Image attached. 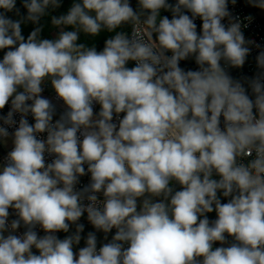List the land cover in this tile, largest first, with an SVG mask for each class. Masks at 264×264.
<instances>
[{"label": "clouds", "instance_id": "obj_1", "mask_svg": "<svg viewBox=\"0 0 264 264\" xmlns=\"http://www.w3.org/2000/svg\"><path fill=\"white\" fill-rule=\"evenodd\" d=\"M63 2L0 0V264H264V49L237 0Z\"/></svg>", "mask_w": 264, "mask_h": 264}, {"label": "built area", "instance_id": "obj_2", "mask_svg": "<svg viewBox=\"0 0 264 264\" xmlns=\"http://www.w3.org/2000/svg\"><path fill=\"white\" fill-rule=\"evenodd\" d=\"M170 2H174V0H170ZM229 10L232 12V14L234 16H238L240 18V20L247 25V27H245L243 29L244 31V35L246 39H252L254 40L256 43L261 45V49H264V18H262L259 14L258 11L250 6L247 2V0H237L236 4L233 6L231 3H229ZM170 14V13H169ZM251 18V19H246V18ZM197 25H198V31H199V25H200V21L197 20ZM103 49V48H102ZM101 49V50H102ZM261 49H256L253 48L251 54L249 55L247 62L245 64V66L242 69H230V74L236 78V79H240L244 76L247 77H251L255 74V57L258 54V52ZM183 62V61H182ZM194 63V61H193ZM195 64V63H194ZM129 67L134 66V62H130ZM42 95L46 98H49L53 101V103L56 104L57 106V115L54 116V120L59 118V114L60 112H62L63 109V105L61 101L56 100L55 98V93L52 89L48 88V85L45 86V90L42 93ZM10 106H6L3 110H0V115H6L8 110H9ZM94 111L98 112L99 111V105H95L94 106ZM123 115V114H121ZM15 119L18 121L19 120V115L15 116ZM29 123H34V120L32 119V117L29 115L28 117ZM2 123V122H0ZM9 131H13V129H9ZM41 138H46V134H41ZM12 148V146H10V148L4 152L2 154V156L0 157V165L3 164L4 162V158L7 155V152L10 151ZM52 157L47 156L46 155V162H51ZM89 182V176H84L80 178V183L77 185V189L82 188L84 185H86ZM102 198V197H101ZM10 211V217L9 220L11 219H15V214L13 212L12 209L9 210ZM79 223H82L83 225L86 226H92L88 221H87V217L86 214L84 216L81 217V220L79 221ZM25 229L23 227H21L17 234H22V232ZM38 234L39 235H43V231L37 229ZM115 233V229L112 230L111 233L108 234V240H111L112 235H114ZM58 236V238H60L61 232L56 234ZM108 242V241H106ZM105 242V243H106ZM101 246V245H99ZM98 246V247H99ZM81 246H77V248L74 251H78V249ZM33 251L35 252L36 250L33 249ZM38 254V253H37Z\"/></svg>", "mask_w": 264, "mask_h": 264}, {"label": "trees", "instance_id": "obj_3", "mask_svg": "<svg viewBox=\"0 0 264 264\" xmlns=\"http://www.w3.org/2000/svg\"><path fill=\"white\" fill-rule=\"evenodd\" d=\"M71 3V0H64L63 2V6L62 8L59 10V12H64L66 11V9L68 8V6L70 5ZM17 8L20 9V13L23 15V14H26V10L22 7V3H21V0H17V5H16ZM2 11V10H0ZM53 14H58V13H53ZM10 18L12 19H16L17 16L14 14V13H8L7 14ZM162 15H168L169 18H171V14L169 13H166V12H162ZM43 23H45L46 27H45V30L44 32L42 33V35H44L45 37H47L51 31H53L51 29V26H50V17H45L44 18V21ZM32 25L31 24H28V25H22V34L25 35V37H27V35L29 34V32L32 30ZM114 33H108V32H102L98 37H95V38H84L82 37V40H84L85 42L89 43V45L91 44H95L97 50H101L104 46V41L109 38L111 35H113ZM2 56H3V52L0 51V59H2ZM180 66L182 68H185V70H188V69H193L195 70L196 68V65L193 63L192 60H189V61H183L181 62ZM178 187V186H177ZM223 202H226L223 200ZM211 213H208L207 215H210ZM67 234L66 233H63L61 232V237L60 239H63ZM77 248V246H75L74 250Z\"/></svg>", "mask_w": 264, "mask_h": 264}, {"label": "rangeland", "instance_id": "obj_4", "mask_svg": "<svg viewBox=\"0 0 264 264\" xmlns=\"http://www.w3.org/2000/svg\"><path fill=\"white\" fill-rule=\"evenodd\" d=\"M131 3L135 7L136 0H131ZM255 9L258 11V14L262 18H264V10H260L258 8H255ZM48 88L49 89H52L51 86H50V84H48ZM10 146H12L11 140L8 141L7 146H4V145L0 144V157L2 156V154L4 152H6L10 148ZM222 202H223V200H222ZM208 218L210 220H214L216 218L215 212H212L210 215H208ZM74 231H75V226H71L69 233H66V234L67 235H70ZM90 231H95V229L93 228V226H86V225H84V232L81 233L82 239H81L80 244L77 245V246H81V247H84L85 246V238L87 236V233L90 232ZM96 235H97V241H98V245L97 246L102 245L103 243L106 242V240L104 239V233L97 232ZM228 239L231 240L230 237ZM218 246H220L219 243H217L216 245H214V247H218Z\"/></svg>", "mask_w": 264, "mask_h": 264}]
</instances>
